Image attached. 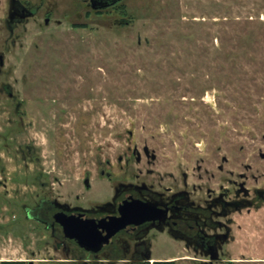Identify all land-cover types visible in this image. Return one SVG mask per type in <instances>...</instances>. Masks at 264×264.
<instances>
[{
  "label": "rangeland",
  "instance_id": "1",
  "mask_svg": "<svg viewBox=\"0 0 264 264\" xmlns=\"http://www.w3.org/2000/svg\"><path fill=\"white\" fill-rule=\"evenodd\" d=\"M10 1L0 0V264H75L26 218L23 205L44 196L31 181L41 173L51 198L85 207L121 184L193 198L232 194L234 181L264 189V0H121L96 9L91 0H25L41 10L12 36ZM29 147L36 152L23 160ZM259 207L220 219L234 240L219 261L158 230L148 236L151 258L264 264V201Z\"/></svg>",
  "mask_w": 264,
  "mask_h": 264
},
{
  "label": "flooded vegetation",
  "instance_id": "2",
  "mask_svg": "<svg viewBox=\"0 0 264 264\" xmlns=\"http://www.w3.org/2000/svg\"><path fill=\"white\" fill-rule=\"evenodd\" d=\"M91 1L99 7L106 8L115 0ZM40 10L41 7H34L25 0H11L7 20L11 36L19 25L35 18ZM15 43L16 40L13 41L14 45ZM4 66L5 56L0 52V76L3 74ZM8 95L14 99L12 93ZM28 149L29 156L20 152L23 160L33 157L36 152L33 147ZM101 176L106 177L109 182L112 179L111 175L106 174L104 170L101 171ZM25 178V182L28 183L31 177L25 175ZM31 181L45 193L32 207L23 205L26 218L48 229L53 236V248L65 254H73L72 262L75 264H160L151 258V243L148 236L152 230L168 231L174 238L183 240L190 249L207 255L211 262L219 261V252L223 245L234 240L229 225L220 219L228 218L233 213L244 210L250 212L252 209H261L259 203L264 201V189L250 191L244 183L237 181L233 183L232 194L231 191H227L214 198H211L210 191L206 192V198H193L191 192L184 189L167 188L166 191H162L157 189L155 184L142 183L140 185L121 184L116 189L112 188L111 196H107L105 200L94 206L85 207L51 198L53 187L49 175L41 173L32 177ZM83 184L86 190H91L89 178H85ZM184 186L187 187V177L184 178ZM80 198L81 196L77 195V200ZM135 200L149 204L154 209L153 219L137 226H128L115 234L108 242L99 243L95 239L94 243H86L81 239L69 238L60 222L72 220L78 224L89 223V221L105 224L111 218L120 216L121 206ZM222 230L224 232H221ZM100 232L101 237L107 234V230L104 229ZM45 241V245L52 242L50 238ZM1 264H34V260H2Z\"/></svg>",
  "mask_w": 264,
  "mask_h": 264
},
{
  "label": "water",
  "instance_id": "3",
  "mask_svg": "<svg viewBox=\"0 0 264 264\" xmlns=\"http://www.w3.org/2000/svg\"><path fill=\"white\" fill-rule=\"evenodd\" d=\"M121 0H115L113 4H116ZM112 4V5H113ZM93 9L98 6L92 2ZM101 7V6H100ZM145 153L147 156L150 155L148 148H145ZM155 159V156H153ZM154 209L149 204H143L140 201L127 202L120 208V216L111 218L105 224H95V223H85L78 224L75 221H60L64 227V231L69 238L81 239L86 243H94L97 239L99 243L108 242L119 231L126 229L131 225H140L146 221L153 219L152 214ZM102 223V222H100ZM107 230V234L101 237L100 230ZM89 247V246H88Z\"/></svg>",
  "mask_w": 264,
  "mask_h": 264
},
{
  "label": "trees",
  "instance_id": "4",
  "mask_svg": "<svg viewBox=\"0 0 264 264\" xmlns=\"http://www.w3.org/2000/svg\"><path fill=\"white\" fill-rule=\"evenodd\" d=\"M164 264V263H163Z\"/></svg>",
  "mask_w": 264,
  "mask_h": 264
}]
</instances>
